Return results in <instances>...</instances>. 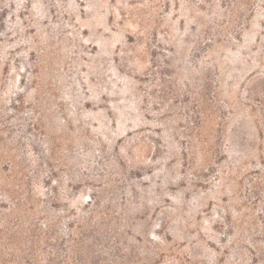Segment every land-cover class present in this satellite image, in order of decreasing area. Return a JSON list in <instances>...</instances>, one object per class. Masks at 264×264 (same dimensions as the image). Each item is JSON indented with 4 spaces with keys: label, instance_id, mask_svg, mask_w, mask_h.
I'll use <instances>...</instances> for the list:
<instances>
[{
    "label": "rangeland",
    "instance_id": "rangeland-1",
    "mask_svg": "<svg viewBox=\"0 0 264 264\" xmlns=\"http://www.w3.org/2000/svg\"><path fill=\"white\" fill-rule=\"evenodd\" d=\"M0 264H264V0H0Z\"/></svg>",
    "mask_w": 264,
    "mask_h": 264
}]
</instances>
